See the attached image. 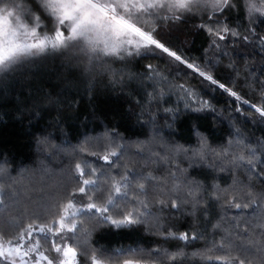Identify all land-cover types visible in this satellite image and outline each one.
<instances>
[{"label": "trees", "instance_id": "16d2710c", "mask_svg": "<svg viewBox=\"0 0 264 264\" xmlns=\"http://www.w3.org/2000/svg\"><path fill=\"white\" fill-rule=\"evenodd\" d=\"M233 2L231 10L209 9L200 17L175 15L179 18L138 26L154 29L155 38L205 76H213L249 104L264 107V43L252 36L249 42L240 38L249 35V28L264 37V15L248 11L249 3L259 8L264 0H246L243 6ZM209 15L239 36L228 35L217 40L219 48L212 47L215 37L201 27L211 24ZM38 17L52 33L55 18ZM50 53L21 56L0 66V167L4 169L0 200L5 203L0 229L9 238L29 223L55 227L62 213L48 210L49 204L67 202L64 190L76 186L74 165L84 167L87 161L97 171L89 177L85 168V178L95 180L102 171L113 178L97 180L100 191L92 193L93 202L103 204L109 195L115 196L111 185L120 180L117 173L125 165L145 177L138 182L150 191L138 197L148 204L147 210L139 208L147 212L143 223L117 228L99 217H76L77 242L73 243V233L67 240L76 248L79 264H85L81 255L85 248L94 250L103 264H122L123 259H139L141 264H225L214 257L229 251L241 255V246L249 250L245 264H264V204L260 203L264 118L255 109L159 50L153 55L121 53V58L85 54L69 45ZM249 149L256 150L255 169L235 167L232 159L248 158ZM111 151L123 153L112 169L102 167L103 160L91 155L102 157ZM126 190L138 195L132 186L121 188ZM249 192L257 204L238 210L224 203L232 197L247 203ZM177 196L184 201L179 211L157 203ZM135 207L119 204L125 211ZM109 213L112 219L123 218L111 206ZM81 223L87 231L80 229ZM166 228L192 232L198 239L187 244L165 240ZM221 240L224 251L214 246ZM39 243L48 255L54 254L52 241L41 235ZM127 249L151 253L152 259L122 251ZM167 253L177 258L168 259Z\"/></svg>", "mask_w": 264, "mask_h": 264}, {"label": "snow or ice", "instance_id": "6c2138e0", "mask_svg": "<svg viewBox=\"0 0 264 264\" xmlns=\"http://www.w3.org/2000/svg\"><path fill=\"white\" fill-rule=\"evenodd\" d=\"M190 4L209 8L213 12H223L225 8L231 10L235 7L233 0H171V2L155 0V2L151 3L148 0H144V2H141V0H44L43 8L48 10L47 18H55L52 34L49 35L46 28L42 27L40 18L27 9H23L17 0H0V66L14 63L21 56H29L43 52L49 47L55 50L60 47L68 48L71 45L73 50L83 51L85 54L99 52L104 56L116 57H121V53L125 55H139L141 48L146 50L145 55H153L159 50L161 53L174 58L175 61L180 62L188 69L193 70V72L198 73L200 77H204L218 89L229 93L236 100L248 104L259 113L260 117L264 118V107L249 104L248 100L242 99L230 87H226L224 83H220L211 75L205 76V73L194 63L184 60L176 51L171 50L165 43L155 38L153 35L154 29L145 30L142 26H138L144 15H154L158 19H178L179 17L177 16H164V12H172L177 9L191 12L193 8L190 7ZM14 9L27 11L28 15L26 19L34 22L35 26L30 30L25 25H20V29L22 30H17L12 27L13 20H19V16L14 14ZM248 11L250 14L260 12L264 15V7L258 8L254 3L248 4ZM208 20L211 21V24L201 25V27L206 28L210 37H215V39L211 40L212 47L219 48L220 45L217 43V40H225L228 35L239 36L237 32L223 24L221 19L212 21V17L209 15ZM37 28H40L39 33L37 32ZM248 32L249 35L240 38L245 42H249L250 36H252L264 43V37L257 36L254 29L249 28ZM148 67L151 68V65ZM222 151L226 154V150ZM249 152L250 155L248 158H245L243 155H237L232 159L231 163L235 167L243 165L251 166V169L254 170L256 165L253 161L256 159V150L249 149ZM91 155L97 156L98 161L100 159L103 160L104 164L102 167L112 169L120 163L123 153L111 151L102 157L96 153H92ZM112 157L115 159H111ZM85 168L88 169L87 176L91 177L96 175L97 170L91 168L87 161L84 167L79 163L75 164L73 173L76 177V186L73 188L70 185L63 192V199L67 202L61 203L53 201L48 207L50 211L59 209L62 213L58 221H56L59 224V231L54 234L60 237V242L51 245V250L59 255L54 259H50L44 252L39 251V242L33 236V233L37 232L43 234L44 239L51 241L53 237L52 229L39 224L29 223L26 227H21L11 238L8 237L6 231L0 229V264H17V260L21 264H26L25 257H28L31 253H38L39 258L35 260V264H40V261H46L47 264H54V260L55 264H77L78 253L76 248L68 246L65 236L61 235V233H73V243L77 242L76 237L79 235L76 224L77 214L92 218L99 217L100 222L106 223L110 221L117 228L144 222V215L147 212L141 213L139 208L142 205L147 210L148 204L138 197L139 195H148L150 190L146 189L145 185L138 181L145 179V177L140 176L139 173H133L130 169H127L126 165L123 166L122 171L117 173L120 176V180L111 185L110 190L115 196L109 195L103 204H98L92 200V193L100 191L97 180L103 179L104 177H108L109 180L113 178L109 176L108 171H102L100 176L95 180L85 178ZM256 174L261 175V173ZM3 175L4 169L0 167V177ZM147 178L154 179L153 177ZM129 186H132L138 195L133 196L130 190L121 191L122 187L128 189ZM247 195L250 197L247 203H242L236 197L225 199L224 203L229 208L238 210L248 208L249 204H257L256 197L252 196L250 192ZM5 199H7V194H5ZM202 199L203 197H201ZM178 200L179 203L177 202ZM120 202H124L125 204L132 203L136 207L125 211V209L119 208ZM157 203L162 208L170 207L179 211L184 201L181 197L177 196L175 199H169L167 202L165 200H158ZM260 203L264 204V196L261 197ZM109 206L112 207L113 211L118 210V214L123 218L118 220L112 219L109 213ZM4 207V201L0 200V209ZM70 210L72 219L66 224L65 220L68 219ZM218 227L219 225L213 226L214 229ZM80 229L87 231L83 228V223H81ZM240 232L243 235H247V231L244 228H240ZM162 235L165 240L177 239L186 244L189 241L198 239L192 232L185 231L178 233L174 232L171 228L164 229ZM26 238L30 242V246L24 249V241ZM223 244L224 241L221 240L214 246L219 247L220 251H224ZM122 251L132 253L133 255H141L145 260L152 259L151 253H143V250L127 249ZM239 251L241 255H233L229 251L227 255L215 256L214 260L223 261L225 264H245V260L248 259L247 252L249 250L241 246ZM81 255L85 259V264H88L89 259L91 260V264H100L94 250L89 252L88 248H85ZM157 255H159V252H157ZM166 255L171 260L177 258L174 253H167ZM242 256L243 258H241ZM206 258L213 259V257ZM122 264H141V260L123 259Z\"/></svg>", "mask_w": 264, "mask_h": 264}, {"label": "rangeland", "instance_id": "374dc122", "mask_svg": "<svg viewBox=\"0 0 264 264\" xmlns=\"http://www.w3.org/2000/svg\"><path fill=\"white\" fill-rule=\"evenodd\" d=\"M235 1H237L240 6H243V4H245V2H246V0H235ZM141 2H144V0H141ZM148 2L149 3L155 2V0H148ZM166 2H171V0H166ZM19 3L22 5L23 9H27L28 11L34 13L36 16L48 15V10L46 8H43L44 0H20ZM32 4H33V7H30V5L32 6ZM190 7L193 8V10L191 12L186 11V10L177 9V10H174L172 12H164V16H175V15L186 16V15L192 14V15H198V17H200L203 13H205L207 10H209V8H205V7H202L200 5L193 6L190 4ZM150 11H152V10H150ZM158 11H163V10H158ZM14 14L19 16V20L18 21L13 20V23H12V27L16 28L17 30H22V29H20V25H25L29 30L35 26L34 22H31L28 19H26V16L28 15L27 11H23L21 9H14ZM158 20H161V19H158L154 15H152V16L144 15L141 23H144V25H146V26H152ZM41 25H42V27H44L43 26L44 24L42 23V21H41ZM139 25H142V24H139ZM37 32L38 33L40 32V28H37ZM48 34L51 35L52 33H48ZM65 35H67V33H65ZM49 49H51V48L50 47L46 48L45 51L38 52V53H41V55L42 54H51L50 51L55 52L58 50V49H55V50H53V49L49 50ZM139 51L145 52L146 50L144 48H141ZM78 215L79 214H77V216ZM71 219H72V217H71V210H70L69 211V217L67 220H65V223L68 224ZM46 228L52 229L53 237H52L51 241L53 242V244L60 242V237L54 235L55 233H57L59 231V224L56 223L55 227L51 226V227H46ZM69 233L70 232H68L66 234L61 233V235H64L65 239L67 240ZM41 235L43 236V234H39L37 232L33 233V236L35 237L36 240H38V242H39V236H41ZM39 245H40V243H39ZM67 245L70 246L68 240H67ZM29 246H30V242L26 238L24 241V249H27ZM39 251L44 252V254L47 255L50 259H54L55 257H57L59 255V254H56L54 252V254H52L50 256L45 251H43L41 249V246H40ZM38 258H39L38 253H31L28 257H25L26 264H35V260ZM60 258L62 259V257H60ZM17 264H21V262L19 260H17ZM40 264H47V262L46 261H40ZM54 264H55V260H54ZM77 264H79L78 259H77ZM100 264H103V263L100 261Z\"/></svg>", "mask_w": 264, "mask_h": 264}]
</instances>
